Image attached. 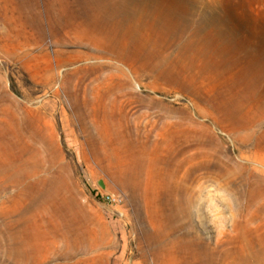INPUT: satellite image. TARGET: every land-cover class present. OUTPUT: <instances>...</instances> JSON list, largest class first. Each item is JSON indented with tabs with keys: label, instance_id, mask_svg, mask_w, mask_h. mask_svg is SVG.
Returning a JSON list of instances; mask_svg holds the SVG:
<instances>
[{
	"label": "rangeland",
	"instance_id": "rangeland-1",
	"mask_svg": "<svg viewBox=\"0 0 264 264\" xmlns=\"http://www.w3.org/2000/svg\"><path fill=\"white\" fill-rule=\"evenodd\" d=\"M14 1L0 0V171L29 177L0 202L25 235L72 223L102 242L88 264H158L160 236L264 264V0Z\"/></svg>",
	"mask_w": 264,
	"mask_h": 264
},
{
	"label": "bare ground",
	"instance_id": "bare-ground-1",
	"mask_svg": "<svg viewBox=\"0 0 264 264\" xmlns=\"http://www.w3.org/2000/svg\"><path fill=\"white\" fill-rule=\"evenodd\" d=\"M9 1L12 4L15 2L14 0H9ZM21 7H22L23 10L26 8V5L24 4V2L22 3ZM21 13H25V12L23 11ZM259 59H261V58H259ZM259 65H261V64H259ZM262 72H263V70H262ZM261 76H263V75H261ZM262 113L264 115V105H263V112H261V114ZM116 127L115 128L113 127L114 130L116 129ZM110 134H111V132H109V135ZM104 135L105 136H104L103 141H102L103 145H110V147H108V150L106 152L107 153V157L110 158V160L113 161V163L115 162L116 164H118V166L121 167L122 169L124 167H126L125 169H127V165H124L125 162L127 164V161H125V158H124L125 155L123 156V152H125V149H124V146L122 145V142H120V139L118 138L119 141L116 140V142H115V140L109 138V135H107V133L104 134ZM113 135H114V133H113ZM113 142H114V144L111 145V143H113ZM124 143H126V142H124ZM263 149H264V147H263ZM104 150H105V148H104ZM126 151H128V150L126 149ZM115 166H117V165H115ZM20 169H22V168H20ZM117 170H118V168H117ZM128 170H129V168H128ZM2 171H3V174L0 171V195L7 188V186L4 183H8V182H11V183L17 185L18 190L20 192H22V190H23L22 188H24L23 184L25 182V179H27V178H25V176L29 177V171L25 169V173H26L25 175L23 173V170L19 171V172L15 171V172H12V173H10L9 171H6L5 169H3ZM123 171H125V170H123ZM20 192H19V194H20ZM13 196L15 197V195H13ZM7 202L6 201H1L0 202V204H1L0 209H2V208L4 209V211H3L4 215L2 214L3 218L0 221V227H2V226L5 227L4 234H3V237H2L3 240L2 241L0 240V247H3L4 252H5L4 264H42V261L46 260V258H48L50 254H55L56 253V255H57L56 251L58 250V247H59V245H61V243H63L62 245H64V248L62 247L63 250H62L61 253H59L60 256L59 255L57 256V257L60 258V260L57 261L58 260L57 259L55 261H52V262H55L53 264H88L89 260L86 257L88 255V253L91 250L99 249L100 246H102V242L99 241L98 239L97 240H93V241H90V240L86 239L87 237L84 236L85 233L80 232L77 229H74L71 226L72 223H71V225L69 223H67L68 225L63 224V223L61 224V222L57 221L56 218H54V219H55L57 225L54 224L53 227H51L49 225V220L48 219L46 220L44 218L39 223L43 227L42 234H40L38 236V232L37 233L34 232V227H33L31 232L30 231L27 232L29 234V236L27 238L26 236L28 234L25 235L26 234V225L24 224V222L27 221L26 220V218H27L26 215L25 214L15 215L14 214V209H11L10 207L6 206ZM9 206H11V204ZM13 208H15V207H13ZM45 210H47V209H45ZM46 212L48 213V211H46ZM16 213H17V211H16ZM21 213H23V212H21ZM30 214H32L33 218L36 219V217H38L40 215V211H39V209H32L30 211ZM50 216L48 215V217H50ZM52 219H53V217H52ZM51 222H52V220H51ZM34 223H35V221H34ZM86 225H88V224H86ZM81 226H83V225H81ZM85 227H88V226H85ZM27 228H28V226H27ZM160 234H161V232H160ZM92 235H94V234H92ZM177 235L178 234H176V236ZM86 236H87V234H86ZM158 236H160V235H158ZM182 237L184 238V236H182ZM158 238H155V239H157V241L155 240L156 241L155 253L157 254L158 264H174L178 260V257L180 256V249H182L184 255L185 254L187 255L186 259L184 260V262L186 261L187 264H212L211 261H214L213 254L211 255V258H210L211 261H205V257H207L206 253H203V252H200V251H197V250L194 251L192 248H191L192 251H187L185 249V247L189 248V249H190V247L185 246L186 244H184V242H183V245L180 244L179 242H181V241H180V239L178 237L174 238V239L171 237V239H169L165 243L164 246L161 244V240H162L161 236L158 237ZM163 239L166 240L168 238L166 237V238H163ZM194 240H196V239H194ZM189 241H188V243H189ZM32 247L35 250V252H33L34 250L32 251L33 253L31 252V250H32L31 248ZM255 255H256V258H257V256L259 254L255 253ZM163 256H165V257H163ZM52 258H53V256H52ZM95 258H97V257H95ZM258 259H257V261L259 262L260 260H258ZM93 260H94V258H93ZM97 263H99V262H97ZM89 264H95V263L90 261Z\"/></svg>",
	"mask_w": 264,
	"mask_h": 264
},
{
	"label": "built area",
	"instance_id": "built-area-1",
	"mask_svg": "<svg viewBox=\"0 0 264 264\" xmlns=\"http://www.w3.org/2000/svg\"><path fill=\"white\" fill-rule=\"evenodd\" d=\"M105 201L109 204H121L123 202V198L120 195L107 193L105 195Z\"/></svg>",
	"mask_w": 264,
	"mask_h": 264
}]
</instances>
